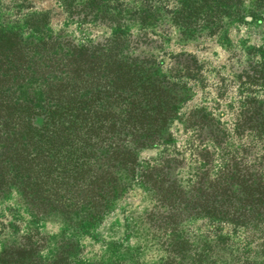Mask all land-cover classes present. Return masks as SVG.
<instances>
[{
  "label": "rangeland",
  "instance_id": "obj_1",
  "mask_svg": "<svg viewBox=\"0 0 264 264\" xmlns=\"http://www.w3.org/2000/svg\"><path fill=\"white\" fill-rule=\"evenodd\" d=\"M154 1L151 5L167 17L153 30L129 23L126 54L153 60L157 76L177 85L171 91L181 104L167 127L169 137L138 151L137 167L167 175V183L175 184L173 194L163 190L160 198L140 182V174L129 180L122 169L112 188L104 189V200L93 199L88 216L64 221L49 215L40 219L12 189L0 195V253L31 241L42 261L64 253L75 264H264L259 247L247 259L235 250L239 260L233 255L221 259L220 238L233 248H252L253 230L233 233L230 223L208 218L201 205L188 199L220 189L214 180L223 170L237 180H229L231 190L251 189V182L259 181L264 186V85L259 70L264 66V11L254 19L237 20L228 7L220 17L223 32L197 38L182 35L173 23L179 0ZM61 6L59 0H0V26H13L32 40L59 36L87 47L110 38L105 25L68 17ZM215 9L213 27L220 16ZM242 9H247L246 2ZM251 113L263 115L257 131ZM81 218L87 222L79 223ZM258 237L255 242L260 243ZM200 254L208 257L203 260Z\"/></svg>",
  "mask_w": 264,
  "mask_h": 264
},
{
  "label": "trees",
  "instance_id": "obj_2",
  "mask_svg": "<svg viewBox=\"0 0 264 264\" xmlns=\"http://www.w3.org/2000/svg\"><path fill=\"white\" fill-rule=\"evenodd\" d=\"M59 2L68 17L105 25L110 38L87 47L59 36L32 40L13 26H0V195L16 189L40 219L49 215L64 221L88 216L93 199L104 200V189L112 188L122 169L129 180L140 174V182L160 198L163 190L172 195L175 184L167 183V175L138 170L137 152L169 137L167 127L181 104L171 89L178 87L157 76L153 60L126 54L129 23L153 30L166 13L151 5L154 0ZM216 7L220 16L213 27ZM228 7L236 11L237 20L254 19L263 13L264 0H179L173 23L186 37L212 36L223 32L220 17ZM259 70L264 85V66ZM251 115L257 131L263 115ZM226 174L223 170L216 176L220 189L215 193L202 191L198 199H188L201 205L208 218L230 223L233 233L253 230L252 248H233L220 238L221 259L234 256L233 250L245 259L256 247L264 253V186L259 181L251 182V189L231 190L234 174ZM259 235L262 241L257 243ZM35 246L28 241L2 251L0 264H75L64 253L42 261Z\"/></svg>",
  "mask_w": 264,
  "mask_h": 264
}]
</instances>
